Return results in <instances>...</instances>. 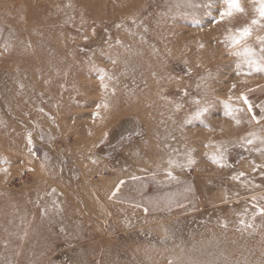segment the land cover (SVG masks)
I'll use <instances>...</instances> for the list:
<instances>
[{
	"label": "rangeland",
	"instance_id": "rangeland-1",
	"mask_svg": "<svg viewBox=\"0 0 264 264\" xmlns=\"http://www.w3.org/2000/svg\"><path fill=\"white\" fill-rule=\"evenodd\" d=\"M240 4L0 0V264H264V18Z\"/></svg>",
	"mask_w": 264,
	"mask_h": 264
},
{
	"label": "snow or ice",
	"instance_id": "snow-or-ice-1",
	"mask_svg": "<svg viewBox=\"0 0 264 264\" xmlns=\"http://www.w3.org/2000/svg\"><path fill=\"white\" fill-rule=\"evenodd\" d=\"M222 2H223L224 7L219 12L220 19L219 21H217V23L220 21H223L225 17L232 16L233 12H243L244 11V9L241 7L240 0H222ZM254 2L256 5L255 7L256 13L258 14L260 18H264V0H254ZM258 23H259L258 19H253L251 21L252 25H255ZM249 35H251V28L250 26H246V27H243L242 29H238L237 34L235 35L229 34L228 39L231 41V45H241L244 39L248 37ZM243 51L249 57L252 55V52H253V50L247 47V45H244ZM261 59L264 60V57H262ZM249 62L252 63L256 68H258V70L264 72V63L257 64L256 61H252V60H249ZM233 87H235V85H233ZM238 99L242 100L245 105H248L249 112L252 110L251 105L249 104L248 98L243 93L240 94ZM248 143H251V141L249 140ZM223 158H224L223 153H221L219 156L213 157V162L217 164H221ZM189 163H191V161H189ZM4 171H6V169ZM240 175L243 176L244 173H240ZM262 199H264V197H262ZM260 213L261 215H264V207L260 208ZM241 223H243V221H241Z\"/></svg>",
	"mask_w": 264,
	"mask_h": 264
}]
</instances>
